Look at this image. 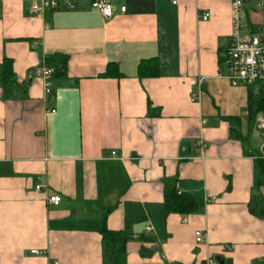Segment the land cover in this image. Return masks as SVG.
<instances>
[{
    "label": "crops",
    "instance_id": "obj_1",
    "mask_svg": "<svg viewBox=\"0 0 264 264\" xmlns=\"http://www.w3.org/2000/svg\"><path fill=\"white\" fill-rule=\"evenodd\" d=\"M79 1L36 14L33 0H0V69L12 60L19 86L9 97L0 82V264H112L104 225L130 237L127 264H264L250 210L259 193L264 211V112L253 122L251 87L224 76L231 0H110V19ZM243 12L242 37H264V0ZM56 54L69 81L46 95L36 69ZM152 58L157 75L142 77ZM168 179L200 211L163 219Z\"/></svg>",
    "mask_w": 264,
    "mask_h": 264
},
{
    "label": "trees",
    "instance_id": "obj_2",
    "mask_svg": "<svg viewBox=\"0 0 264 264\" xmlns=\"http://www.w3.org/2000/svg\"><path fill=\"white\" fill-rule=\"evenodd\" d=\"M225 49L224 54H226ZM222 64L225 63V55L221 58ZM68 57L63 54H56L47 58V67L53 69L52 81L53 85L61 82H68L67 76ZM158 61L155 58L142 60L139 65V74L142 77L156 76L158 73ZM116 71V72H115ZM117 75V67L114 63H110L105 76ZM0 82L4 87L6 96L13 97L15 92L19 91L16 83L12 60L5 59L0 69ZM256 85H251L249 115L250 119L255 122L258 115L264 112V88L261 86L254 89ZM235 136V135H234ZM264 173V158L259 156L256 159L255 168V185L259 186V177ZM164 210L162 218L166 219L169 214H194L200 211L202 202L194 198L188 193L180 192L176 187L175 179L165 180L164 184ZM261 195L258 193L253 196L250 204V210L257 216L264 218V211L256 208L254 203H259ZM106 219L104 215L103 220ZM103 241L106 245L107 254L112 264H127V243L130 239L126 231H112L105 225L101 228Z\"/></svg>",
    "mask_w": 264,
    "mask_h": 264
},
{
    "label": "built area",
    "instance_id": "obj_3",
    "mask_svg": "<svg viewBox=\"0 0 264 264\" xmlns=\"http://www.w3.org/2000/svg\"><path fill=\"white\" fill-rule=\"evenodd\" d=\"M231 2L233 33L225 54L227 72L224 76L233 86L258 85L264 88V37L259 35H253L249 38L242 37L241 28L245 19L243 12L244 0H231ZM79 3V0H33L32 10L36 14H44L47 10L59 6L76 8ZM173 3L176 4L177 0H174ZM89 5L93 9H97L104 19H110L114 15L115 7L110 0H89ZM258 6L260 7V4ZM121 11H126V7H121ZM209 16L210 13L208 12L202 13L204 20H207ZM36 74L44 81L46 95H50L53 88V69L41 65L37 67ZM199 82L202 83L203 79L199 80ZM52 112L55 111L53 110ZM256 124L260 129H264V114L259 115ZM197 144L202 145V141H199ZM36 189L38 191H48L49 186L41 183L37 185ZM212 199L214 200L215 197H212ZM47 201L48 204L59 205L61 196L58 194L49 195ZM183 220L187 221V218L185 217ZM203 238V232L200 230L196 231V243L201 244ZM33 252L38 253V251ZM206 264H215V260L210 258Z\"/></svg>",
    "mask_w": 264,
    "mask_h": 264
}]
</instances>
